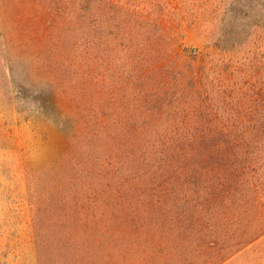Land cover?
Instances as JSON below:
<instances>
[{"label":"trees","instance_id":"1","mask_svg":"<svg viewBox=\"0 0 264 264\" xmlns=\"http://www.w3.org/2000/svg\"><path fill=\"white\" fill-rule=\"evenodd\" d=\"M83 2L71 68L94 104L75 113L85 138L55 220L35 213L40 264H264V54L244 43L248 13L232 5L215 54L177 68L158 64L166 1Z\"/></svg>","mask_w":264,"mask_h":264},{"label":"rangeland","instance_id":"2","mask_svg":"<svg viewBox=\"0 0 264 264\" xmlns=\"http://www.w3.org/2000/svg\"><path fill=\"white\" fill-rule=\"evenodd\" d=\"M163 1L169 10L161 17L158 64L170 59L178 68L190 58L203 63L213 56L214 30L232 24L235 4L248 13L239 21L245 26L244 43L255 44L264 54V0ZM83 4L0 0V264H40L33 234L35 213L42 211L38 217L42 220L53 219L46 210L59 197L57 186L71 168L74 138L84 143V135L77 131L82 121L75 113L82 109L87 114L86 104L94 103L83 100L89 92L78 89L81 78L71 68L72 48L82 40L75 24ZM230 43L226 46L233 49ZM239 46L235 49H244ZM195 49L197 57L190 55ZM152 77L153 82L166 78L158 73ZM168 77L172 82L180 79L175 74ZM127 91V96L142 95L134 88Z\"/></svg>","mask_w":264,"mask_h":264}]
</instances>
